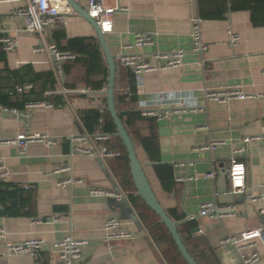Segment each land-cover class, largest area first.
Returning <instances> with one entry per match:
<instances>
[{
    "label": "crops",
    "instance_id": "obj_1",
    "mask_svg": "<svg viewBox=\"0 0 264 264\" xmlns=\"http://www.w3.org/2000/svg\"><path fill=\"white\" fill-rule=\"evenodd\" d=\"M75 1L86 9L87 0ZM119 3L127 11L116 12L113 31L106 35L116 62L119 54L149 61L155 53L184 50L179 67L148 72L140 86L134 77V102L130 101L128 78L123 75L120 79L119 88L121 91L126 88L129 102L121 103L123 111L172 112L168 117L156 118L154 128L159 146L157 163L172 166L173 183L169 190L163 187L154 169L155 161L137 144V156L146 176L163 209L174 210L182 217L174 221L182 225L189 253L198 264H238L235 249L222 245L221 241L228 235L264 227V198L260 197L264 192V26H254L248 10L228 12L224 19H202L201 36L206 49L196 52L191 18L194 14L199 16L198 0H119ZM14 6L8 0H0V37L7 31L19 40L16 49L10 52L3 49L6 58L0 61V104L18 109L22 116L0 112V155L11 173L6 182L0 183V192L5 184H10L22 188L24 198L20 203L21 198L17 197L16 204L11 199L5 202L0 199V227L14 243L29 238H41L45 243L34 257L0 254V264H60L54 243L67 234L86 242L77 264L181 263L170 245L149 233L131 201L132 196L140 197L136 188L134 191L123 183L124 152L115 146V135L108 133L110 139L99 145L118 149L119 157L103 159L73 153L76 142L71 137L105 132L104 117L97 125H91L90 130L82 120V112L90 109L103 112L106 89L93 90L91 94L60 93L67 89L65 76L62 82L47 52L34 51L44 41L54 42L53 30H46L44 35L21 33L25 22L10 15ZM57 25L69 37L95 36L92 26L76 13L61 18ZM229 30L240 37L235 46L229 42ZM138 33L152 34L153 43L134 46ZM25 66L30 69L24 70L22 77L34 79V93L29 94L32 89L22 95H8L6 89L21 82L19 76L10 72ZM232 87L263 97L228 102L205 97L207 90ZM56 96L62 97L61 103ZM159 97L162 102H158ZM25 100L53 106L28 108ZM179 100H185L189 108L174 110ZM150 129L147 121L133 120L130 124L134 136H148ZM31 132L45 134L55 143L49 146L32 143L26 156L7 143L20 133ZM245 138L251 141L245 143ZM213 142L222 144L211 148ZM232 159L246 165V190L240 195L231 192L225 173ZM64 164L70 165L71 171L54 172L55 166ZM211 172H215L214 178H207L206 174ZM71 176L82 182L74 181L66 187L58 184ZM93 187H100L110 195H92ZM119 193L125 196H114ZM123 201L125 204H121ZM205 202L234 206L236 213L217 219L200 216V206ZM5 206L17 208L19 213L7 215ZM112 214L135 234L133 238L116 240L110 245L104 241V226ZM54 216L59 218L56 222L52 221ZM38 220L41 222L36 223ZM187 222L195 227L186 229ZM200 228L204 234L194 237L193 233ZM260 264H264V255Z\"/></svg>",
    "mask_w": 264,
    "mask_h": 264
},
{
    "label": "built area",
    "instance_id": "obj_2",
    "mask_svg": "<svg viewBox=\"0 0 264 264\" xmlns=\"http://www.w3.org/2000/svg\"><path fill=\"white\" fill-rule=\"evenodd\" d=\"M15 4L14 8L9 11L10 15L21 18L25 22L21 33H40L45 34L46 30H53L58 21L74 13L72 7L67 0H8ZM86 10L88 14L97 22L101 32L106 36L113 31L114 15L118 11H127L126 7L120 5L119 0H87ZM193 29V50L202 52L206 49L201 36V21L202 19L194 14L191 18ZM229 42L235 46L239 43L240 37L234 31L229 30ZM0 42L6 52H10L19 46L18 36H12L4 31L0 37ZM153 43L152 34L138 33L135 37L134 46H145ZM131 48V46H126ZM35 52H47L50 61L53 64L54 71L58 76L62 77L64 81L63 64L67 60H72L75 55L70 52H62L58 49L56 43L45 42L42 45L34 48ZM184 57V50L178 49L169 53H155L151 56L149 61L143 60L139 56L119 54L118 63L123 67L129 68L133 73L137 84L140 86L143 77L146 73L156 70H167L170 68L179 67L182 64ZM33 89V84L19 83L16 84L13 91H8L9 95H22ZM93 90L89 87H79L76 89H64L60 93L67 94H91ZM205 97L208 100L218 102H228L231 100H243L247 98L263 97L262 95H252L245 92L242 88L232 87L219 90H207ZM163 98L159 97L158 102H162ZM29 108L32 107H52L51 103L46 102H30L26 103ZM177 109L186 110L189 108L185 100H179ZM0 112L10 113L15 116H22V113L16 108H10L0 104ZM171 110L161 112L141 111L143 116H154L157 119L168 117ZM111 135L105 132H97L89 134L88 132L77 137H71V141L76 144L73 147V153H78L86 156H99L103 159L119 157L121 152L118 149H111L99 142H106ZM251 141V138H245L244 142ZM41 142L46 146L52 145L55 141L45 134L36 132L20 133L16 138L8 140L7 143L18 147L20 155L26 156L28 154L29 146L32 143ZM222 142H213L211 148L221 145ZM70 165L55 166L54 172H69ZM231 185V192L235 195L243 194L246 190V165L242 161L232 159L229 167L225 170ZM10 171L4 162V158L0 155V183L6 182L10 176ZM215 172L206 174L207 178H214ZM82 180H75L72 176L66 179H61L58 184L61 187L72 185ZM92 195H110L109 192L102 190L100 187H93L90 190ZM124 194H115L117 198H121ZM125 196V195H124ZM253 198V196H251ZM264 198V192L260 194ZM236 210L234 206H219L213 202H205L201 204L199 215L209 217L212 219L223 218L225 216L235 215ZM59 218L54 216L53 222ZM40 223L41 220L35 221ZM104 241L110 245L111 242L122 239H131L135 236L125 225V223L116 215L112 214L104 226ZM204 234L202 228L193 233V236H200ZM45 241L41 238H29L20 243H14L7 238L4 228L0 227V254L4 257H10L17 254H27L32 257L36 256L39 250L43 247ZM221 244L224 246H231L235 249L239 263L238 264H260L264 255V227L258 229H247L239 234L226 236ZM86 242L75 238L72 234H67L61 240L54 243V247L58 252L60 264H77L83 254V248Z\"/></svg>",
    "mask_w": 264,
    "mask_h": 264
},
{
    "label": "trees",
    "instance_id": "obj_3",
    "mask_svg": "<svg viewBox=\"0 0 264 264\" xmlns=\"http://www.w3.org/2000/svg\"><path fill=\"white\" fill-rule=\"evenodd\" d=\"M198 6L199 17L201 19H224L225 15L228 12L248 10L251 12V20L253 25L257 27L264 26V0H198ZM52 37L53 41L56 43L60 51L70 52L75 55L74 59L67 60L63 64V72L65 76L64 85L67 89L89 87L95 91H102L107 88L108 66L100 43L96 36L69 37L63 28L58 27V25H56V27L53 29ZM5 58L6 54L3 50L2 43L0 42V61L5 60ZM116 64L117 70L115 86V104L116 109L119 113V117L122 123L124 124L126 130L128 131V134L132 139L135 149L136 145L140 144L147 152L149 158L152 161H155V172L158 178L160 179L163 187L166 190H169V185L173 183V168L171 165L168 164L157 163V154L159 153V146L158 137L154 128L156 117L143 116L139 111H135L132 109H129L127 111L122 110L121 103L127 104L129 102H127L128 100L126 88L122 91L119 88L120 79L123 75L128 78V87H130L132 90L130 101L134 102L136 100V91L134 88V73L129 68L120 65V63L116 62ZM26 69L30 68L28 66H25L18 70L11 71L10 74L15 77L19 76V81H21L20 83H33V78L24 79L22 77L24 75L22 72ZM16 84L6 89L7 94L8 91L14 90ZM32 93H34V89L29 94ZM55 98L57 99L58 103L62 102L61 96H56ZM24 102L30 103L39 101L25 100ZM104 102L105 108L103 112H101L99 109L86 110L82 112V120L87 126V128L91 130V125H97L99 119L101 117H104V131L106 133H111L115 135V146L121 148L124 152L123 158L125 161V172L123 174V183H125V186L135 191V186L133 184L129 169V158L125 146L121 138L116 135L117 129L107 109L106 98L104 99ZM133 120L149 122V127H151L150 134L148 136H134V134H132V132L130 131V124ZM23 194L24 190L22 188L18 186H12L10 184H5L4 190L0 192V199L3 202L11 199L12 203L16 204L14 202H17V197H19L21 198L19 199L20 203H22ZM131 201H133L135 207L137 208L139 216L145 224L146 228L149 230V233L158 240L170 245L174 250L175 254L181 259V263H177V261H175L174 263L188 264L182 257L168 229L163 223L160 222L159 217L140 198H134L132 196ZM14 206L16 207V205ZM4 213L7 215H16L19 213V211L17 208L14 209L13 207L5 206ZM167 214L173 220L178 221L182 218L181 216L176 215L174 210L168 211ZM184 225L186 226L185 228L188 230L193 229L195 227L192 222H187ZM178 231L185 246L187 247L186 238H184V229H182V225L178 224Z\"/></svg>",
    "mask_w": 264,
    "mask_h": 264
},
{
    "label": "water",
    "instance_id": "obj_4",
    "mask_svg": "<svg viewBox=\"0 0 264 264\" xmlns=\"http://www.w3.org/2000/svg\"><path fill=\"white\" fill-rule=\"evenodd\" d=\"M72 7L73 12L85 19L93 28L102 51L104 53L108 66V84L105 90L107 109L116 126V135L119 136L125 146L128 158L131 177L136 188L137 195L142 201L159 217L160 222L168 229L176 246L178 247L182 257L188 264H198L185 246L179 231L178 223L169 217L163 209L157 196L155 195L152 186L146 176L143 163L139 160L135 146L132 142L128 131L122 123L115 104V86H116V56L111 52L106 36L101 32L97 22L88 14L87 10L80 6L75 0H67ZM121 204H125L123 201Z\"/></svg>",
    "mask_w": 264,
    "mask_h": 264
}]
</instances>
